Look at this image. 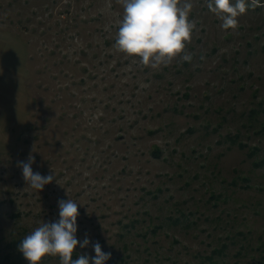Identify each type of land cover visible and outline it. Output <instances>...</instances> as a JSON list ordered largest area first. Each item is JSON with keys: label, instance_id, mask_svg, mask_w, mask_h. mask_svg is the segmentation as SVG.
Returning <instances> with one entry per match:
<instances>
[{"label": "rangeland", "instance_id": "374dc122", "mask_svg": "<svg viewBox=\"0 0 264 264\" xmlns=\"http://www.w3.org/2000/svg\"><path fill=\"white\" fill-rule=\"evenodd\" d=\"M192 2V59L153 69L114 47L118 0H0V264L67 199L73 259L264 264V0L235 30Z\"/></svg>", "mask_w": 264, "mask_h": 264}, {"label": "clouds", "instance_id": "9594fccd", "mask_svg": "<svg viewBox=\"0 0 264 264\" xmlns=\"http://www.w3.org/2000/svg\"><path fill=\"white\" fill-rule=\"evenodd\" d=\"M123 7V17L119 22L114 47L130 57H139L140 63L153 69L169 65L178 56L190 61L186 43H190L196 22L189 19L194 7L192 0H118ZM207 8L222 22L224 30L238 28V17L249 7L258 6V0H206ZM181 54H183L181 56ZM34 156L30 153L27 162H18L22 178L32 189L43 190L55 179L54 174L42 176L33 172ZM53 173V172H52ZM59 219L42 222L18 245L28 264H41L46 256L59 258V264H105L111 253L102 251L99 242L93 245L94 257L86 253L73 259L77 245L88 247L86 238L81 242L76 238L78 204L72 199L60 200Z\"/></svg>", "mask_w": 264, "mask_h": 264}]
</instances>
